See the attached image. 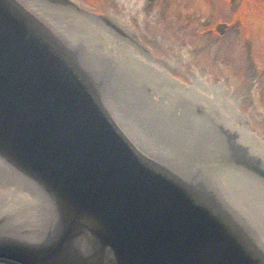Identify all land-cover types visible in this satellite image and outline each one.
<instances>
[{
	"label": "water",
	"instance_id": "95a60500",
	"mask_svg": "<svg viewBox=\"0 0 264 264\" xmlns=\"http://www.w3.org/2000/svg\"><path fill=\"white\" fill-rule=\"evenodd\" d=\"M118 3L138 8L0 0V164L50 206L39 234L0 231V261L264 264L257 226L199 176L217 164L264 178V167L210 147L211 165L192 146L183 151L199 160L193 171L166 164L197 81L181 48L169 57L176 72L120 67L136 56L122 46L130 29ZM89 11L127 40L95 26Z\"/></svg>",
	"mask_w": 264,
	"mask_h": 264
},
{
	"label": "rangeland",
	"instance_id": "374dc122",
	"mask_svg": "<svg viewBox=\"0 0 264 264\" xmlns=\"http://www.w3.org/2000/svg\"><path fill=\"white\" fill-rule=\"evenodd\" d=\"M172 1H174V7L178 10V19L175 20V15L172 16L168 14L165 15V18L167 22L169 18L170 22L175 23V29L171 26L170 27L178 36V42L182 45V51L187 49L191 50L190 47L183 49V46H186L188 43L187 38L183 34L186 30L184 29L186 28L184 27L185 18L193 17L196 22V27H201L204 23L202 19L208 17L209 12L211 11L210 7H214V2H220L221 4L217 6V9H212L217 16L231 18L235 17L237 14L241 17L247 18L246 22L249 21V19H252L251 22H253V24H250L248 27L253 33L252 37L254 38V41L252 39L250 40L253 41L254 44L255 42L264 43V0ZM224 8H227V13H225ZM239 23L240 22H238V24L233 23V29L235 27H241ZM230 32H227L222 36L217 34L216 37H213L214 40L211 44L208 43L209 50L205 54L199 52L194 55L184 54L193 75L195 73L194 76L197 81L196 83L199 84L200 82H203V87L200 86V89L205 93L208 92L207 96L211 95V98H213L212 100H214L210 109L204 111L206 110L202 108L204 105H198L199 103L194 104L192 99H190L169 154L168 159L171 161L177 160L174 162H180L179 164H182L184 168L189 171H193V168H197L195 163L199 162V160L195 159L196 161L191 160L188 162L186 158H184L187 154L183 151V147L188 148L189 146L190 149V146H192L193 149L200 154L201 158L208 159L211 165L216 164L217 161L216 159L212 160L214 153L210 152L211 150H207L210 147L217 149L222 148L223 150L225 149L232 152L236 149L235 146L233 148L226 146L229 143H232L234 139L233 136L227 135L223 132L221 121L218 124L214 122V120H216L215 117H220L219 112L221 107L224 109V104L219 100H223V96L220 97L219 93L222 94V92L226 91L224 89H228V93L231 94V100L233 96L238 98L243 97L245 100L241 110L248 113H251V102H254V100L260 96V80L258 81L257 78L254 79L253 77L250 78L251 69L249 67L244 70L238 69L237 64H239V62L236 53L234 54L232 51L229 52L230 45H232L234 41V36ZM202 40L203 42L197 37L195 44H207L206 39L203 38ZM258 50L259 49H257L256 56L260 58V63H264V49L262 52H259ZM254 74L260 79L261 74L259 72H254ZM246 78H249L250 84L246 83L244 86L243 81H245ZM204 85H207V87ZM195 86L198 87L197 85ZM214 95L220 98L218 99ZM233 104L234 101L232 102V106ZM263 106L261 100L258 107L260 113L261 110H264V108H262ZM198 108L202 111H198ZM176 150L182 151L184 154L182 152L177 153ZM215 167V169L209 167L212 170L211 172L210 169H204L201 171V175H198L202 178L203 182H210L218 187L219 191L227 197L228 203L235 206L237 210H240L248 222L256 227V216H254L252 212L247 213L242 210L244 204L248 205L252 203L247 197L249 191L244 189L245 185H242L241 183L238 184L237 172L234 171V173L233 171H230L233 173L221 176V174L215 170H218L222 166H217L216 164ZM9 177L10 175L0 168V231L35 236L46 228L48 216L45 217V213L47 214L48 211L44 209L45 207L42 204V200L37 198L34 191L30 188L29 190L24 188L20 191L19 185ZM248 179H252L256 182L255 177L254 179L252 177H249ZM14 190L16 191L14 192ZM0 264L12 263L0 261Z\"/></svg>",
	"mask_w": 264,
	"mask_h": 264
},
{
	"label": "flooded vegetation",
	"instance_id": "af4514ba",
	"mask_svg": "<svg viewBox=\"0 0 264 264\" xmlns=\"http://www.w3.org/2000/svg\"><path fill=\"white\" fill-rule=\"evenodd\" d=\"M128 2H132V4H135L138 8H130L126 10V7L122 5L121 3H118L116 6V10L114 12L119 13L121 10L124 12L121 16H124V30H127L128 34L133 36L131 38L128 35V41L125 39V36L122 38L120 35H118V29L114 28L112 25H108L100 19L98 14H96L93 11H89L90 15L86 16L87 19L94 22L95 26H104L106 31L111 35L114 36L115 39H118V42L120 44L124 42L125 48H130L131 51L135 54V63L133 61L128 60L126 57L123 61V64L120 65V67L126 68V69H138L142 68H150L151 70L155 69H161L165 70L167 72H176L178 70L179 66L176 60L171 59L169 57H173L179 53V49L182 47V45L178 42V36L174 31H168V34H163L164 29V23L168 24V26L175 29L176 25L173 22H168L165 19V15H175V20L178 19V10L176 7H174V1L172 0H127ZM215 9H217L218 5H221L220 2H214L213 3ZM173 6V8H172ZM210 7V6H209ZM210 7V12L208 14V17L203 18L202 21H204L203 25L201 27H196V22L193 17H187L185 18V26L186 29L185 32H183L184 36L187 38V45L183 46L184 48H191V50L187 49L183 51V54L185 55H194L197 52L205 54L209 48L208 43L211 44L214 40L213 37H216V35H224L227 32H230L234 36V41L232 45H230L229 52L232 51V53H236L237 60L239 64H237L238 69L244 70L245 68L249 67L251 69V77L254 79L257 78V80H260V96L254 100V102H251L250 106L253 109H251V113H247V115L250 117L249 120L240 119L241 123L247 128L248 132L251 134L250 136L255 137L253 140L256 141V138L259 140L264 141V113H257L255 112V107L258 108L260 105V102L262 100V106L264 105V63H260V58L256 56L257 49L258 51L262 52L264 49V43H256L254 44V38L253 33L251 32V29L248 27L250 24H253L251 22L252 19H249V21L245 22L242 21L240 18L232 17L231 19L225 18V21H219L217 14L212 11L213 9ZM227 8H224L225 13ZM85 12L83 9L80 10V13L77 11H73L72 15H74L77 20H81L85 16ZM171 17V16H169ZM240 22V26L238 28L233 29V23L238 24ZM244 23V24H243ZM247 25V26H246ZM78 27V25H77ZM168 27V28H169ZM170 27V30H171ZM167 28V27H166ZM77 30H81L82 28ZM152 29L155 30L156 33H159L161 36H153ZM250 29V30H249ZM163 36H166L167 42L165 44L159 43V41H163ZM200 38V41L203 42V38L207 40V44H195L196 38ZM255 37V36H254ZM169 38L173 40V43L169 42ZM252 39L253 41H251ZM256 41V40H255ZM258 45V46H257ZM197 48V49H195ZM174 51L171 52V51ZM231 53V54H232ZM248 57V58H246ZM263 57V56H260ZM164 59L169 63H163ZM239 71V70H238ZM237 71V72H238ZM254 72H259L261 74L260 79L254 74ZM178 81V79H176ZM246 83L250 84L249 78H246V81H243V85L245 86ZM239 100V99H238ZM245 100V99H244ZM243 100V102H244ZM251 100V99H250ZM243 102L239 105L240 107L243 105ZM239 104V101H238ZM238 108V107H237ZM264 108V106L262 107ZM240 112L245 113L244 110L238 109ZM264 112V110H263ZM252 143V142H251ZM249 145L251 147V151H257L256 145L253 146ZM241 150V148H240ZM238 150L237 158L241 164H243L245 161L248 163L256 164L258 166L263 167L264 159L259 158V155L256 154V158L254 159L249 156L246 152H242L244 150ZM240 151V152H239ZM257 159L259 161H257ZM255 177V183L259 187L264 188V178L261 177L257 173H253ZM252 206V208H250ZM242 210L247 213H251L256 216V226L259 228V236L264 238V209L257 204V201L252 202V204H244L242 206Z\"/></svg>",
	"mask_w": 264,
	"mask_h": 264
},
{
	"label": "bare ground",
	"instance_id": "6f19581e",
	"mask_svg": "<svg viewBox=\"0 0 264 264\" xmlns=\"http://www.w3.org/2000/svg\"><path fill=\"white\" fill-rule=\"evenodd\" d=\"M231 18H227V19H231ZM235 18H237V19L241 18L242 21H244V23L247 20V18L241 17L237 14H236ZM218 20L223 22V21H225V18L219 16ZM194 75H195V73H194ZM202 84H203V82H200L199 84L196 83V85L198 87H196V86L194 87V90H193V93H192L190 99H192L194 104L199 103L198 105H200V104L204 105L205 108L203 106H202V108L206 109L204 111H207L208 109H210L211 104H213L214 100H212L213 98H211L212 97L211 95L207 96L208 92L205 93L204 91H202L200 89V86L203 87ZM204 86L207 87V85H204ZM197 88H199V89H197ZM224 90H226V91L222 92V94L219 93L220 97L223 96V100L219 99L220 97L218 98L216 96L217 94L214 95L216 98H218L224 104V109L221 107V110L219 112L220 117L219 118L215 117V119L217 121L214 120V122L218 124L221 121V123H222L221 126L223 128L222 129L223 132L227 135L233 136V139H234L233 142L234 143L233 142L229 143L228 144L229 146L226 144L225 145L229 148H233L235 146L236 151L240 150V148H241V150H244V151H242L243 153L244 152H246L247 154L249 153L248 155L251 156L253 159H254V157L256 158V156H255L256 154L259 155V158L262 157L264 159V141L259 140L258 138H256V141H254L253 139L255 137L250 136L251 134L248 132L247 128L240 121V119L249 120V118H250L247 115L246 111H244L245 113H242V112H240V110H238V109H242V106L240 107L239 105L243 102V100H244L243 97L238 98V97L233 96L232 100L234 101V104L232 106L233 101L231 100V97H230L231 94L228 93V89H224ZM238 101H239V104H238ZM252 109H253V106H252ZM198 111L201 112L202 110L198 108ZM259 111H260L259 108L255 107V112L259 113ZM261 112L264 113L262 110H261ZM252 144H254L253 146L256 145L257 151H255V150L251 151V147L249 145H252ZM253 152L254 153L258 152V153L254 154ZM174 161H177V160H174ZM174 161H171L170 159H168L166 164L169 166L170 165L174 166L176 164V162H174ZM257 161H259V160L257 159ZM259 162H261V161H259ZM263 167H264V165H263ZM0 168L2 170H4L5 172H7L10 175L9 178L14 180L19 185L20 191L24 188H27L28 190L30 188L32 191L35 192L37 198L38 199L40 198L42 200V202H43L42 204L45 207L44 209H46V210L49 209V207H50L49 202L45 198H43L40 194H38L34 188H32L29 184H27L25 181L20 179L17 175L12 173L10 170H8L6 167H4L1 164H0ZM203 170H204V168L201 169V171H203ZM211 171L212 170L210 169V172ZM215 171H218L221 174V176H223V175L225 176L227 174H232L234 171H236L237 176H238V178H237L238 184L241 183L242 185H245L246 187L244 186V189L246 191H249L247 194V197L250 200V202L252 203L254 201H257V204L260 205L264 209V188L259 187L257 185V183L254 182V180L248 179L249 177H252L254 179L253 175L250 172H244V171L241 172L240 169H234V168H230L227 166H222L221 168H219L218 170H215ZM230 171H233V172H230ZM247 180H249V181H247ZM15 191L16 190H14V192ZM250 208H252V206H250ZM46 216H48V213L47 214L45 213V217ZM255 231H257V233H259V228H257ZM263 242H264V238H263Z\"/></svg>",
	"mask_w": 264,
	"mask_h": 264
}]
</instances>
